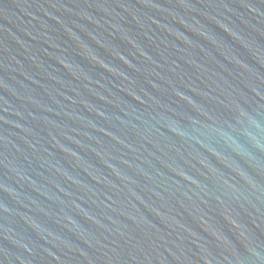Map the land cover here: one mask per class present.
Here are the masks:
<instances>
[{
  "label": "water",
  "instance_id": "1",
  "mask_svg": "<svg viewBox=\"0 0 264 264\" xmlns=\"http://www.w3.org/2000/svg\"><path fill=\"white\" fill-rule=\"evenodd\" d=\"M0 264H264V0H0Z\"/></svg>",
  "mask_w": 264,
  "mask_h": 264
}]
</instances>
